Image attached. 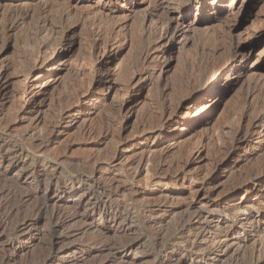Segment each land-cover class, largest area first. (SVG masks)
Returning a JSON list of instances; mask_svg holds the SVG:
<instances>
[{
    "label": "rangeland",
    "instance_id": "374dc122",
    "mask_svg": "<svg viewBox=\"0 0 264 264\" xmlns=\"http://www.w3.org/2000/svg\"><path fill=\"white\" fill-rule=\"evenodd\" d=\"M188 2L49 0L38 7L37 0H6L0 6V264H175L187 258L182 250L166 254L180 246L175 235L182 213L166 219L148 204L164 194L184 204L201 190L232 198L220 194L223 187L258 165L264 173V146L229 155L240 112L264 106V90L249 93L264 79V0H208L206 9L193 3L187 18L175 22L186 32L172 39L176 48L164 45L149 61L153 79L129 89L135 72L145 69L140 53L154 40L153 23ZM16 9L30 16L14 26L8 14ZM46 15L59 30L56 37L39 31ZM43 40L50 45L39 51ZM239 45L253 66L236 81L237 70L227 65L239 58ZM221 69L217 91L191 100ZM206 107L214 109L211 116L194 122ZM169 114L173 121L161 128ZM141 157L167 164L141 173L142 195L114 193L107 178L128 180ZM175 161L180 164L170 168ZM182 162L186 177L176 178ZM252 211L236 210L234 221L251 228ZM256 228L239 254L212 253L198 264H255L253 247L264 240ZM234 245L229 239L223 249Z\"/></svg>",
    "mask_w": 264,
    "mask_h": 264
},
{
    "label": "bare ground",
    "instance_id": "6f19581e",
    "mask_svg": "<svg viewBox=\"0 0 264 264\" xmlns=\"http://www.w3.org/2000/svg\"><path fill=\"white\" fill-rule=\"evenodd\" d=\"M5 1L6 0H0V6H2ZM189 1L190 2H188L184 6L174 7L176 9L174 11H172V13L170 11H167L168 12L167 13L168 14L167 20H166V18H165V21H161V19H160V21H155V23H153V24H155V27L153 28V30H151V32L153 31L154 40L152 42H150L151 44L148 45L140 53V59H141L140 62L142 61L141 63L143 65H145V66H143V67H145V69L141 73L135 72V73H137L135 78H137L138 80L136 79L137 80L136 82L133 81L130 84H128L130 90L133 89L134 87L139 86L141 81H142V84H144L145 81H150L151 79H153L152 76L155 73L154 72L155 70H154V68L153 69L149 68L150 67L149 61L155 55H157L159 52L162 53V52L166 51L165 48H163L164 45H169L170 46L169 49L174 50L176 48V45H174V43H171L172 39L175 38L176 36H183L186 34L184 27L182 28L180 26L181 24L179 22H178V24H176L175 22L177 20L181 21V20H185L187 18L189 12L192 9L193 3H199V7H203L204 9H206L205 7H207V2H208V0H189ZM225 1L226 0H215L216 3H221V2L223 3ZM48 2H49V0H39V1L37 0L36 5H38V7H43V5H44V7H47ZM30 5H32V3ZM33 5H35V4L33 3ZM163 5L164 4L161 5L160 9H163L165 7ZM69 12H71V11H69ZM159 12H157L156 15L159 14ZM67 15H70V13ZM8 16H9L10 22L15 26V24L17 25L19 22L21 23L23 21H26V19L30 16V12L28 10H17L16 9V10H12L11 12H9ZM146 18H147V16H145V19ZM160 18H162V17H160ZM42 19H43V21H42L43 24L40 25L39 31L45 32L47 30L48 31L51 30L52 34L55 36L59 32L58 28L56 29V28L52 27L53 26V25H51L52 22L50 21L51 23H49L50 19L48 18L47 15L44 16ZM156 20H159V19H156ZM153 21H154V19H153ZM74 29L75 28H72L71 31L73 32ZM53 39H54V37H53ZM254 41H256V40L251 41L249 44H246V46H250V47L254 46L256 43ZM237 42H239V41H237ZM49 45H50V42H46L43 40L36 46V48H37V50L40 51L41 49L46 48ZM235 46H236V44H235ZM246 46H243V47H246ZM210 47H211V45H210ZM243 47L241 45L238 46L237 52L241 53L239 58H236L234 62L229 63L227 65V66L232 68V71L237 70V72H236L237 76L235 78L236 81H240L242 79V76H244L247 73V71L249 69H251L253 66V63H252L253 56L249 55V54H245V53L242 54V52H244L241 50V49H243ZM218 48H219V45H218ZM207 49H205V50L208 51ZM203 50H204V48H203ZM204 53H206V52H204ZM211 53H212V51H211ZM213 53H214V51H213ZM208 54H210V53H208ZM206 56H208V55H206ZM227 66H225V68ZM239 68H241V69H239ZM162 70H164V69H162ZM223 73H224V69H221V71L218 73L217 76L209 79L207 81V83H205L204 87L201 89L202 90L201 92H199L197 94L194 93L191 100H193L197 96H200V95L204 96L208 93H211V92H209L210 89L212 90V94H214L218 88L217 84L222 80L221 76L223 75ZM3 74L4 73H2V75ZM197 77L199 78V76H197ZM193 78H194V76H193ZM189 79H191V78L189 77ZM202 79H204V78H202ZM235 80H234V82H235ZM193 81H194V79H193ZM189 82H190V80H189ZM230 83H231V81H230ZM196 85H198V83ZM257 89L264 90V79L263 78H260L254 86L249 88V93L251 94V93L257 91ZM165 90H166V88H164V91ZM25 96L27 97L28 95L25 93ZM210 96L211 95L209 94V97ZM130 102H132V101L129 100L127 103H130ZM206 108H207V110L204 113H202L198 118L194 119V122L201 121L202 119L211 116L214 109L209 110L208 107H206ZM251 109H252V107H251ZM251 109L249 107H245V109L243 108V111L240 112V115L237 118V121H235L237 123H236V128L235 127L232 128L235 130L233 131L234 133H231L234 135L232 136L233 138L231 137L232 143L230 145L229 155L233 156L237 152H239V150H241V149H245V150H247V152H248V150L252 149L251 150L252 153H257L264 146V106L261 108H257L256 110H254V108H253L254 111ZM168 113H170V112H168ZM188 113H189V110L187 111V114ZM175 114H177V113H175ZM160 117H162V116L160 115L159 118ZM173 118L174 117H172L171 115L167 118L165 117L164 122L161 123L162 124L161 128H163L164 126L167 127L168 124L170 125L171 121H173ZM142 124H144V123H142ZM124 126H127V125H124ZM156 126H158V125H156ZM149 128H151V127H149ZM129 137H131V136H129ZM126 138H128V137H126ZM123 139H124V137H123ZM255 149H259V150L255 151ZM225 151H224V153H225ZM253 151H255V152H253ZM200 153H201V151H200ZM119 156H117V157H119ZM223 157H225V156H223ZM243 158H245V156ZM151 160L147 159L146 157L139 158L137 161L138 166L136 167L137 171L134 173L133 172H127L126 179H128V180L120 182L118 180V178H116L115 176L112 178L108 177L105 184H107V186L116 194H126V192L130 191L131 195H134V196L137 195V197H138V195H142L141 191L138 190V188H137V184L139 182H142L141 178H140L141 173L144 170H147L150 172L151 170H158L160 168L162 169L167 164V162L164 159H153L152 161ZM263 161H262V163H264ZM150 162H152V165H150ZM131 163H134V162H131ZM214 163H215V165H214L215 168H217V167L220 168L221 164H223V162H221V160L220 161L216 160V162H214ZM178 164H180V163H178L177 161L168 163L170 168L175 167V166L177 167ZM181 164L183 165V162ZM186 164H187V162H186ZM100 165L101 164L97 163V166H100ZM182 165H181L182 172L179 175L175 176L176 178H180L182 176L186 177L187 172L185 169V164L183 166ZM258 166L260 167V165H258ZM258 166H257L258 169H256L255 171H253L251 168L252 171L249 172L248 175L245 174V175H247V177L245 176L246 177L245 179H242L243 178L242 177V178H240L241 180H237L234 182L230 181L232 183L229 182L230 184H228L226 186L224 185L225 187H223V189L221 191L222 193H220V191H218L220 194H224L226 192H231L232 198L226 197V196L216 197L214 195L213 191L200 189L201 191L198 194L194 195L193 198L191 197L192 199L190 201H188L187 203H184V204L179 203V202H177L179 204H176L175 202L174 203L171 202L170 200H168V197H167V196H169L168 194H166V195L164 194L163 196H166V197H164L163 199H158L157 201L152 202L153 204L151 202H150V204H148L149 208H151L152 212L158 213V214H160V216H163V218H166V219L168 218V216H170L171 214H173L177 210H179V212L182 213V216L179 219V222L177 225L178 228L176 229V235H175V239L179 240L180 246L177 248L172 247V249H168L166 254L169 256V255H171V253L182 250L183 254L187 258L185 260H182V261L178 260L175 264H187L188 260L190 262L198 264L199 259L203 260L205 257H210V255H213L212 253L217 254V253L221 252L222 254L223 253L224 254L232 253V254L237 255V253L239 254V250L242 249L243 245L245 246L252 239V231H253L254 225L258 226V228H256V229H258L261 233L262 232L264 233V222L262 220L263 216H264V185H263V183H262L263 188H261L259 190L261 192V194L259 191L257 192V190H256V187L264 180V173H263V171H261L262 167H260V169H259ZM181 167H179V168H181ZM262 170H263V168H262ZM212 177H213V174H211L209 176V179H211ZM166 178L170 181L175 180L174 176H167L166 175ZM148 179L152 180L153 177L149 176ZM216 185H217V183H216ZM205 189H206V187H205ZM69 190L71 191V188H69ZM241 191H244L247 196L245 195L246 197H242V198L240 197L239 198V194ZM146 197H148V196H146ZM143 198H144V196H143ZM261 199H263V200H261ZM259 200L261 203L258 205L257 201H259ZM248 207L256 209V212L255 211L250 212L249 216L246 218V220L249 219L248 223H252L251 228H247L248 226H246V223L242 222V221H244L243 219L241 221L242 223H240L238 221H236V222L234 221L236 219L235 218V211L241 210V209H248ZM219 211L224 213V217L218 216V215L216 216V214ZM230 218H233V220H230ZM215 219H219V220L216 222ZM236 220H238V219H236ZM213 222H214V224L210 225ZM248 225H250V224H248ZM229 239H232L233 241H235V245L232 248V250L228 252V251L223 249V245ZM253 248H254L253 253L256 256V260L254 263L260 264L262 261H264V240H262L258 244H255ZM194 253H200L201 255L199 257V256L194 255ZM231 264H241V263L238 261H235L234 263H231ZM242 264H244V263H242Z\"/></svg>",
    "mask_w": 264,
    "mask_h": 264
}]
</instances>
